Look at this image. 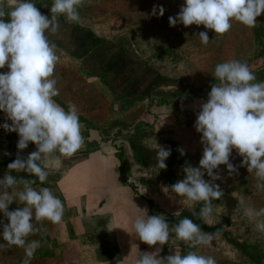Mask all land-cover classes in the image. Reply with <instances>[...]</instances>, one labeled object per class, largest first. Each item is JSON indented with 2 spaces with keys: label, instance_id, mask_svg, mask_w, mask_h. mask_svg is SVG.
<instances>
[{
  "label": "rangeland",
  "instance_id": "rangeland-1",
  "mask_svg": "<svg viewBox=\"0 0 264 264\" xmlns=\"http://www.w3.org/2000/svg\"><path fill=\"white\" fill-rule=\"evenodd\" d=\"M32 2L36 7L45 4L51 16L47 6L53 0ZM184 2L84 0L78 23L60 15L69 28L59 36L63 45L52 41L59 57L54 72L59 95L54 99L65 110L69 104L77 107L85 144L71 157L57 150L42 162L47 181L37 179L33 187L50 188L65 211L60 223L33 219L39 231L27 240L40 246L30 264H135L141 253L157 247L158 258L196 251L214 257L216 264H264V232L244 215L245 206L264 207V190H257L254 173L240 166L243 157L236 149L229 156L235 173L229 174L226 165L214 170L220 179L213 183L224 195L212 201L213 226L193 215L203 202H187L171 190L184 178L183 167H199L202 134L194 125L211 86L219 83L215 66L236 59L255 73L256 82H264V14L255 27L232 20L224 34L179 21L170 26L169 17H177ZM5 6L10 7V0ZM160 6L165 9L162 16ZM202 31L208 33L207 45L198 36ZM8 70L5 66L0 73ZM6 122L11 124L0 111V125ZM18 140L16 132L0 127V179L6 172L36 179L7 168L17 155L26 159L36 151L31 142L18 150ZM158 146L171 150L165 169L157 164ZM203 178L210 179L207 173ZM134 205L149 216L163 215L170 227L186 217L202 231L220 234L210 245L196 248L172 233L164 245L149 246L135 233L134 220L144 213ZM23 206L17 199L8 210ZM0 221L9 223L2 212ZM0 243L6 245L0 248V264H22L25 248L7 245L2 235Z\"/></svg>",
  "mask_w": 264,
  "mask_h": 264
},
{
  "label": "clouds",
  "instance_id": "clouds-1",
  "mask_svg": "<svg viewBox=\"0 0 264 264\" xmlns=\"http://www.w3.org/2000/svg\"><path fill=\"white\" fill-rule=\"evenodd\" d=\"M84 0H53L51 16L42 14L32 0H10L6 9L5 0H0V111L6 113L7 122L3 127L8 132L19 136L18 150H24L29 142L36 146L26 159L19 155L7 165L9 170L26 171L36 179L17 178L6 172L0 179V212L9 223L3 225L2 237L7 245L25 248L22 264H30L34 253L40 246L36 240L27 237L39 231L34 226L36 221L48 220L60 223L64 215V204L48 187L39 190L33 187L38 179L41 184L47 181L49 172L42 167L46 157H51L57 150L71 157L85 144L82 124L78 109L69 104L67 110L54 99L59 95L54 72L59 57L56 44L49 39L48 33H57L61 27L60 15L70 22H79V8ZM156 7L153 13L156 14ZM165 9L160 6L159 15ZM264 14V0H185L177 17H169L170 26L179 21L184 26L203 25L217 34H224L236 20L248 27H255L257 18ZM8 17L6 21L4 18ZM201 43L210 42L207 31L198 34ZM214 77L219 83L211 86L206 103L200 106L195 122V129L201 133L203 145L199 167H183L184 178L171 186L178 196L187 202H203L199 212L193 215L209 226H213V200H219L223 191L213 181L220 179L214 170L219 165H226L229 174L236 168L229 162L233 149L243 157L240 166H247V171L257 178V190H264V82H256L255 73L246 63L236 59L219 63L215 66ZM169 148L158 146L157 164L165 169V160L170 156ZM181 155L184 152L181 150ZM207 173L209 180L203 177ZM22 188L14 193L9 189ZM24 206L9 211L14 201ZM243 198L241 204H243ZM135 206V205H134ZM136 209L144 213L137 216L133 227L141 241L149 246L164 245L170 239V233L189 247L210 245L220 233L204 232L199 224L189 218H183L169 226L163 215H147L146 209ZM244 215L255 223L257 230L264 232V207L258 210L251 206L244 207ZM6 247L0 243V248ZM156 251L141 253L135 264H216L214 257L189 251L181 255L159 257Z\"/></svg>",
  "mask_w": 264,
  "mask_h": 264
},
{
  "label": "crops",
  "instance_id": "crops-1",
  "mask_svg": "<svg viewBox=\"0 0 264 264\" xmlns=\"http://www.w3.org/2000/svg\"><path fill=\"white\" fill-rule=\"evenodd\" d=\"M37 5V7H38V9H39V11L42 13V14H44V13H47L48 11L45 9V4H36ZM39 5V6H38ZM47 8H48V10L50 11V6H47ZM46 11V12H45ZM49 13V12H48ZM44 15H46V16H48L49 15V17H50V13L49 14H44ZM59 23H60V25H61V27H60V29H59V31L57 32V33H55V34H53L52 36L50 35V37H51V41H60L59 43L61 44V45H63V40H62V38L61 37H59L60 36V34H61V31H65V30H68V28H69V25H67V24H65V23H63V21L59 18ZM74 29V28H73ZM69 42V41H68Z\"/></svg>",
  "mask_w": 264,
  "mask_h": 264
}]
</instances>
